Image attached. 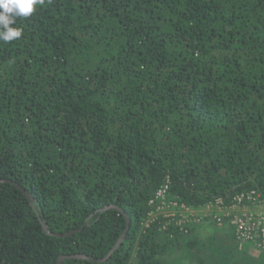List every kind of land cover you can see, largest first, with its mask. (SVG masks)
Here are the masks:
<instances>
[{
    "label": "trees",
    "instance_id": "trees-1",
    "mask_svg": "<svg viewBox=\"0 0 264 264\" xmlns=\"http://www.w3.org/2000/svg\"><path fill=\"white\" fill-rule=\"evenodd\" d=\"M15 27L0 40V264H244L144 222L167 180L195 208L264 198V0H44Z\"/></svg>",
    "mask_w": 264,
    "mask_h": 264
},
{
    "label": "built area",
    "instance_id": "built-area-1",
    "mask_svg": "<svg viewBox=\"0 0 264 264\" xmlns=\"http://www.w3.org/2000/svg\"><path fill=\"white\" fill-rule=\"evenodd\" d=\"M149 206L145 226L160 221V229L166 230L168 225L174 224L190 237L197 233V227L209 222L220 229L230 226L236 249L244 252L254 246L264 252V198L254 190L236 196L231 204L219 197L195 208L172 196L167 180L150 199Z\"/></svg>",
    "mask_w": 264,
    "mask_h": 264
},
{
    "label": "clouds",
    "instance_id": "clouds-1",
    "mask_svg": "<svg viewBox=\"0 0 264 264\" xmlns=\"http://www.w3.org/2000/svg\"><path fill=\"white\" fill-rule=\"evenodd\" d=\"M44 0H0V40L13 41L21 36V30L15 27L17 17H28L37 4Z\"/></svg>",
    "mask_w": 264,
    "mask_h": 264
},
{
    "label": "crops",
    "instance_id": "crops-1",
    "mask_svg": "<svg viewBox=\"0 0 264 264\" xmlns=\"http://www.w3.org/2000/svg\"><path fill=\"white\" fill-rule=\"evenodd\" d=\"M197 233L194 235L196 236L197 240L200 241V243L208 242L210 249L212 250V244L215 246L217 244L221 248H226L228 246L229 248H232L230 246L233 244V248L235 246L234 244V237H233V231L230 226H225L224 229L217 228L213 223L206 225H202L201 227H197ZM226 250V249H225ZM214 251V250H213ZM211 252L215 253V252ZM223 250H220L219 253H222ZM243 255L246 256L244 259V264H260V260L262 264H264V252H261L257 250L254 246L247 247V249L244 251ZM243 262V261H242ZM240 262V263H242ZM229 263L230 262H226Z\"/></svg>",
    "mask_w": 264,
    "mask_h": 264
},
{
    "label": "water",
    "instance_id": "water-1",
    "mask_svg": "<svg viewBox=\"0 0 264 264\" xmlns=\"http://www.w3.org/2000/svg\"><path fill=\"white\" fill-rule=\"evenodd\" d=\"M21 188L23 189V191L25 192V194L27 195V197L31 200V202L34 203V198L32 197L31 193L28 192V191H27L26 189H24L23 187H21ZM113 207H114L113 205H109V206L105 207L104 210L107 209V208H113ZM126 222H127V226H126L125 230L123 231V234H122V236L119 238V240H118L117 244L115 245V247H114L112 250H110V251L108 252V254L105 255L103 258L98 259V261H105V260H107V259L113 254V252L119 247V245H120L121 242L124 240L125 236L127 235L128 231H129V228H130V219H129L128 216H127V221H126ZM47 228H48V226H47V224H45V229H47ZM74 231H75V230H72V231L68 232L67 234H71V233H73ZM65 257H67V258H68V257H76V258H89V259H92V258H90V257H88V256H86V255H81V254L62 255V256L59 258L58 264H61V261H62Z\"/></svg>",
    "mask_w": 264,
    "mask_h": 264
},
{
    "label": "rangeland",
    "instance_id": "rangeland-1",
    "mask_svg": "<svg viewBox=\"0 0 264 264\" xmlns=\"http://www.w3.org/2000/svg\"><path fill=\"white\" fill-rule=\"evenodd\" d=\"M242 209L244 210V207H242ZM236 211L237 212L239 211L238 213H240V210H236ZM230 246H232V248H229L228 246H226V248H224V249H226V251H230L232 253V256L235 255V256L240 257V255H243L244 252H240L238 249H236V246H234V248H233V244H231ZM214 249L218 250V249H221V247L216 244ZM179 250H180V253L182 254L181 249H179ZM215 253H216V255H215L216 258H214L213 254H212V256L207 257L208 258L207 264H211V263L212 264H228L226 262H230L229 260H231V257H229L228 261H226V259L222 253H218V252H215ZM176 256H179V255H176ZM259 262H260V264H262L261 260Z\"/></svg>",
    "mask_w": 264,
    "mask_h": 264
}]
</instances>
